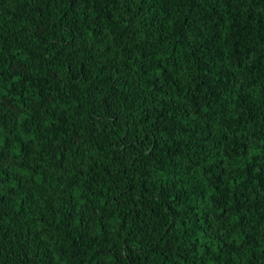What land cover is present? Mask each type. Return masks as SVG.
Instances as JSON below:
<instances>
[{
  "label": "trees",
  "instance_id": "16d2710c",
  "mask_svg": "<svg viewBox=\"0 0 264 264\" xmlns=\"http://www.w3.org/2000/svg\"><path fill=\"white\" fill-rule=\"evenodd\" d=\"M0 264H264V0H0Z\"/></svg>",
  "mask_w": 264,
  "mask_h": 264
}]
</instances>
